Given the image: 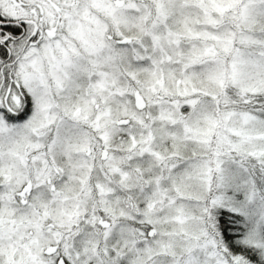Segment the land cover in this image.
<instances>
[{"label": "snow or ice", "instance_id": "6c2138e0", "mask_svg": "<svg viewBox=\"0 0 264 264\" xmlns=\"http://www.w3.org/2000/svg\"><path fill=\"white\" fill-rule=\"evenodd\" d=\"M0 264H264V0H0Z\"/></svg>", "mask_w": 264, "mask_h": 264}]
</instances>
